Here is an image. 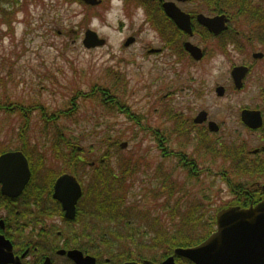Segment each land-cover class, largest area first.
<instances>
[{
	"label": "rangeland",
	"instance_id": "374dc122",
	"mask_svg": "<svg viewBox=\"0 0 264 264\" xmlns=\"http://www.w3.org/2000/svg\"><path fill=\"white\" fill-rule=\"evenodd\" d=\"M8 2L10 1L0 2V104L8 106L12 102H22L26 107L40 105L52 111L57 108L61 110L66 108V103L77 92L86 94L95 88L110 90L111 99L116 101L117 108L110 103L105 104L102 95L96 97L97 99H84L77 95L75 103L79 105L78 112L76 110L71 121L62 120L59 125L68 128L69 133L79 138L77 141L83 145L93 161L107 151L108 146L103 140L111 135L119 141V145L108 152L115 172L119 170L117 163L122 160L139 165L126 197L125 208L134 213L127 219L134 221L139 233V237L135 235V240L142 245L130 242L131 238L124 226L112 230L117 233L115 236L107 235L105 215L99 217L100 221H104L102 231L98 225L95 226V223L100 222H94L92 218L85 216L91 223L89 227L86 226V233L107 236L106 252L114 263L122 257L123 260L133 259L136 246L140 247L136 248V251L150 252L151 255H147L149 257L158 258L169 252L170 249L162 246L163 241L156 245L159 248L147 245L150 243L149 239L166 238L158 234L160 227L167 226L171 229L169 216L170 211H174L175 198L168 195L178 193L181 206L190 207V204L206 202L204 199L213 197L214 194H211L212 191L209 193L213 186H210L207 180L192 183L190 180L179 178L186 176V171L177 170L173 176L177 177L178 184L174 193L170 184L169 188L162 180H158L152 167L154 163L157 167L163 161L161 152L156 147L157 137L171 134L172 139L177 140L171 143L172 151H183L194 157V145L186 146L179 142L180 136L175 132V121H171L172 117L169 118V115H178L176 119L180 121L183 110L193 115L196 109L206 108L218 119L226 120L229 123L226 129H229L233 122L228 109L233 100H243L234 97L218 98L214 93L217 80L212 75L198 77V83H183L184 80L176 76L178 67L170 63L165 65L164 59L148 57L141 48L143 44L125 49L122 42L130 33L134 20L126 24L129 28L120 30L123 1H108L96 10L85 9L76 0H21L20 4L14 7ZM88 29L105 39L106 45L86 49L83 39ZM147 34L148 37L143 40L145 44L152 37L151 33ZM188 85H193L192 89L183 90V87ZM250 96L252 93L246 99ZM121 108L126 111L125 114L118 113L117 109ZM37 113L32 114L31 132L28 136L32 139L33 148L45 150L50 157L48 144H43V139L37 138L41 127L40 123H37ZM127 114L135 120H129ZM19 128V114L3 110L0 106V148L10 147L15 150L19 146ZM176 133L177 136H174ZM192 137L193 135L190 138ZM122 143H127V147L122 148ZM92 145L95 148L93 153L88 149ZM174 158L171 162H165L168 166L177 168L179 158ZM34 160H37V157ZM37 178L43 187V175L39 173ZM171 180L173 179L170 178V182ZM184 182L187 184L183 186ZM152 189H156V194ZM214 190L213 203H230L231 197L225 184L217 183ZM202 193L206 195L204 199ZM88 198L94 202L88 196L86 206L93 204L89 203ZM165 204L168 205L166 210L163 208ZM82 213L86 215L88 212ZM79 231V234H83L84 228ZM204 231L205 229L199 227L195 232L188 230L185 233L192 241ZM146 232L148 234H144ZM154 241L151 240V243Z\"/></svg>",
	"mask_w": 264,
	"mask_h": 264
},
{
	"label": "flooded vegetation",
	"instance_id": "af4514ba",
	"mask_svg": "<svg viewBox=\"0 0 264 264\" xmlns=\"http://www.w3.org/2000/svg\"><path fill=\"white\" fill-rule=\"evenodd\" d=\"M76 1L87 10H96L114 0H97L96 5ZM120 1H123L120 30L129 28L126 24L134 20L122 42L125 49L143 44L141 48L148 57L164 59L165 65L178 67L176 76L184 80L183 83H198V77L212 75L217 80L214 93L218 98L243 100H233L228 109L233 122L229 129H226L229 126L226 120L218 119L206 108L196 109L193 115L183 110L180 121L176 119L178 115L170 114L171 121H175L174 131L180 136L179 142L194 145V157L183 151H172L171 143L177 140H173L171 134L157 137L156 147L163 161L157 167L156 163L152 165L155 177L166 179L170 188V178L176 180L173 176L177 170L186 171V176L179 178L192 183L207 180L213 186L209 193L212 191L214 195V186L225 184L231 197L227 205L215 204L214 195L204 199L206 195L202 194L206 202L189 205L216 212V217L218 212L231 207L248 209L263 202L264 0ZM167 8L178 10L179 16L174 18ZM147 32L152 37L145 44ZM187 87L183 90H191L193 85ZM173 158H179L177 168L165 162ZM100 160L106 163L105 158ZM29 166L31 178L19 196L3 194L0 183V264H91L86 258H93L94 264H163L175 255L174 251H169L158 258L149 257L150 252L136 251L140 248L136 246L133 259L123 260L122 257L114 263L106 252L107 236L86 233V226L91 225L86 217L100 222L95 226L102 231L105 223L99 217L105 216L86 206L87 197L83 199L85 190L81 183L82 196L76 204V216L68 219L62 203L54 198V188L52 191L44 189L39 179L33 182L30 162ZM82 227L83 234H79ZM216 230L217 220L215 230L208 237ZM151 240L155 239L149 242ZM73 251L81 255L72 256ZM174 257L176 264H195L187 258Z\"/></svg>",
	"mask_w": 264,
	"mask_h": 264
},
{
	"label": "trees",
	"instance_id": "16d2710c",
	"mask_svg": "<svg viewBox=\"0 0 264 264\" xmlns=\"http://www.w3.org/2000/svg\"><path fill=\"white\" fill-rule=\"evenodd\" d=\"M3 1L4 0H0L1 3ZM8 1H10L8 3H11L13 7L18 6L21 2V0ZM77 95H80L84 99H97L96 97H101L102 95L105 104L107 102L117 108V104H115L116 101L111 99L110 90L104 88H95L90 93L86 94L83 92H77L74 97L70 98L68 103H66V108L61 110H58L57 108L52 111L46 106L40 105L26 107L27 105L22 102H12L10 105L8 104V106L0 104V106L3 110L7 109L9 112H16L20 116V128L18 130L20 143L15 150L22 151L31 163L34 171L33 182L38 180L37 176L41 173L45 183L43 188L52 191L56 179L60 175L69 173L75 176L85 190L83 199L90 196L94 200L93 202L88 198L89 203H93L89 205L91 211L102 212L106 216L105 224L107 225V235L115 236L117 233H114L112 230L119 229V226H124V228L128 230V235L131 238H129L130 242L135 244L137 242L135 240V235L139 237V233L136 230L137 227L134 226V221H129L127 219L129 215H133L134 213L125 207L127 205L126 197L139 165H134L133 162L122 160L117 163L119 170L118 172H115V169L111 166V155L108 152L119 145L117 139H114L113 136L107 134L108 137L103 140V143L108 146L107 151H105V153L97 160L93 161L91 155H88L87 150L77 141L79 138L72 133H69L68 128L66 129L59 125L62 120L71 121V119L74 118L76 110L79 108V105L75 103ZM121 109H117L118 113L125 114L126 111L123 108ZM35 112H38L36 114L39 116V121L37 123H40L39 126H41L37 138L43 139V144H48L50 150L49 156L51 158L48 157L45 150L39 151L38 149L33 148L31 142L32 139L28 136V133L31 132L32 114ZM126 117L131 121L135 120V118L129 114H127ZM43 147L45 146L43 145ZM88 149H90L89 151L91 153L95 150L93 145ZM12 150L13 148L10 149V147L0 148V155ZM35 157H37V160H34ZM101 158L106 159L105 164L101 163ZM92 162H94V166L91 165ZM89 166H91V168H89ZM156 178L162 180L165 184L167 182V180L162 177ZM135 182L136 181L134 180V183ZM171 186L172 192L174 193L176 186H178L177 180H171ZM152 192L156 194V189H152ZM202 194L205 195L204 193ZM170 197L173 199L175 198L173 203L175 205L173 208L174 211H170L169 216L171 220L169 223L171 224V229L165 225H163L165 228L160 227L161 231L159 230L158 234L166 238L164 240L154 238L155 241L153 244L151 242L147 243L148 246L155 247L160 243L159 241H163L162 246L167 247V249H170V251L173 252L176 248H186L200 244L208 237L211 231L215 230L216 212L193 209V207L185 208L181 206L180 195L175 194L170 195ZM163 208L166 210L168 205H163ZM199 227L205 229V231L196 235L197 237L190 241V237H188L185 232L188 230L195 232ZM144 234H148V232ZM136 245H142V243L137 242Z\"/></svg>",
	"mask_w": 264,
	"mask_h": 264
},
{
	"label": "water",
	"instance_id": "95a60500",
	"mask_svg": "<svg viewBox=\"0 0 264 264\" xmlns=\"http://www.w3.org/2000/svg\"><path fill=\"white\" fill-rule=\"evenodd\" d=\"M82 1L91 5L98 3L97 0ZM167 11L174 18L179 16L178 10L167 8ZM105 44L106 40L97 32L92 29L85 32L83 45L86 49L102 47ZM122 147H127V143H123ZM30 178L29 162L23 152H6L0 156V183L3 194L19 196ZM81 196L82 187L74 176L63 174L57 179L54 198L62 203L68 219L75 218L76 204ZM78 253L73 251L70 254L74 256ZM174 254L195 264H264V201L248 209L231 207L218 212L217 230L214 233L197 246L176 248ZM174 256L166 259L163 264H176ZM86 260L94 264L93 258Z\"/></svg>",
	"mask_w": 264,
	"mask_h": 264
}]
</instances>
